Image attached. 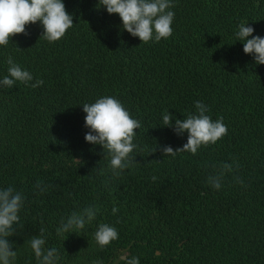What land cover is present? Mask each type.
Returning a JSON list of instances; mask_svg holds the SVG:
<instances>
[{
	"label": "trees",
	"instance_id": "16d2710c",
	"mask_svg": "<svg viewBox=\"0 0 264 264\" xmlns=\"http://www.w3.org/2000/svg\"><path fill=\"white\" fill-rule=\"evenodd\" d=\"M63 2L75 25L59 41L40 38L37 22L0 46V79L12 56L32 83L44 81L0 88V188L26 197L8 238L15 264H36L28 240L41 227L61 264H114L124 252L140 264H264V65L235 38L240 22L264 37V0H172L173 34L158 43L131 36L98 0ZM103 96L141 121L138 163L118 179L102 147L84 139L82 105ZM197 100L213 120L223 117L227 135L195 155L163 156V146L180 148L188 135L161 126L164 110L186 118ZM233 160L246 187L232 174L219 191L206 184L213 165ZM37 180L51 187L40 194ZM93 202L101 212L92 224L56 235L62 217ZM100 223L119 232L104 249L94 239Z\"/></svg>",
	"mask_w": 264,
	"mask_h": 264
},
{
	"label": "clouds",
	"instance_id": "9594fccd",
	"mask_svg": "<svg viewBox=\"0 0 264 264\" xmlns=\"http://www.w3.org/2000/svg\"><path fill=\"white\" fill-rule=\"evenodd\" d=\"M98 7L106 9L109 15L118 14L122 21V29L131 36L138 37L141 43L160 42L168 39L173 34L172 24L175 13L172 0H98ZM39 22L43 31L40 38L49 43L59 41L66 32L75 24L73 15L70 14L63 0H0V46L7 45L17 34L29 35L26 25ZM248 23L240 22L235 32L236 41L243 42V52L252 55L257 65H264V37L253 35L255 29L247 26ZM251 37V38H249ZM20 49V48H18ZM7 75L0 79V88H13L18 82L32 88L43 86L42 79H36L30 71L23 69L14 62L12 56L6 61ZM84 126L88 129L85 141L92 145H100L104 155L109 158L107 170L112 179L120 178L125 170L134 168L138 163L136 156L140 148L135 139L141 121L131 117L129 111L119 99L114 96H103L94 103L82 105ZM195 113H188L186 118H175L165 109L162 114V127L174 130L178 136L187 132V143L182 147L173 149L170 145L163 146L161 154L165 157H175L178 153L188 152L197 154L201 147L215 145L227 135L228 128L223 122V117L213 120L208 114L210 108L203 102L195 101ZM156 151L153 149L152 153ZM75 160V159H74ZM77 164L80 161L75 160ZM214 171L207 176L206 184L219 191L228 174L233 180L246 187L244 180L237 175L240 165L236 160L232 163L221 162L212 166ZM103 174V170H101ZM151 179L155 181L156 176ZM51 185H44L37 180L35 188L43 194ZM104 187L109 188V182H104ZM109 191L111 189L109 188ZM25 195L12 185L0 188V264H15L17 252L9 237L17 233L15 227L20 223V215ZM112 214L119 212L118 207L111 209ZM101 212V205L90 203L82 209L73 210L66 217H62L55 229L58 237L67 234L79 233L87 225L93 223ZM119 222V221H118ZM47 230L39 229V235H32L28 240L31 252L34 253L36 264H61L63 259L60 250L56 247H47ZM94 239L100 249L111 245L119 239L118 229L108 223H100L94 233ZM93 264H104L102 260H95ZM114 264H140L139 257L129 255L127 252L119 255Z\"/></svg>",
	"mask_w": 264,
	"mask_h": 264
}]
</instances>
